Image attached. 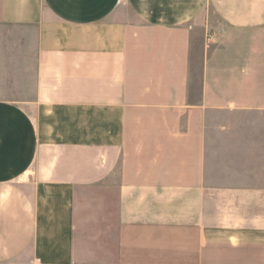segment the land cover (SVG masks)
Wrapping results in <instances>:
<instances>
[{
	"label": "crops",
	"instance_id": "0c3cea01",
	"mask_svg": "<svg viewBox=\"0 0 264 264\" xmlns=\"http://www.w3.org/2000/svg\"><path fill=\"white\" fill-rule=\"evenodd\" d=\"M134 18L181 70L156 100L129 82ZM221 23L264 28V0H0V264H78L79 194L117 184L130 149L115 264H264V88L213 84ZM242 51L221 69L264 63Z\"/></svg>",
	"mask_w": 264,
	"mask_h": 264
},
{
	"label": "rangeland",
	"instance_id": "374dc122",
	"mask_svg": "<svg viewBox=\"0 0 264 264\" xmlns=\"http://www.w3.org/2000/svg\"><path fill=\"white\" fill-rule=\"evenodd\" d=\"M134 19L136 28L132 33L134 37L133 50L135 52L133 51L132 56L136 60L133 62L129 82L137 91L150 89L153 93L148 95L152 96L149 100H156V95L158 97L160 95L155 94V92L157 90L161 91L163 88L166 91L167 86H171L173 83L179 81L177 76L181 73L180 68L175 71L171 69L172 64L170 60L169 62L168 60L165 62L163 60H155L156 54L162 53L164 50L166 52V48H168L166 39L168 37L171 38V33L151 25L142 24L138 19ZM217 26H223V28L211 29L206 37L208 49L212 54V66L218 69L213 71V84L228 82L263 89L264 63H249L251 70L245 78H242L235 74L234 71L221 69L222 65L227 67L229 65L234 66L236 62L234 61V57L231 56L226 59V62H220L219 53L242 54V49L247 47L248 53H260L264 59V50H262L264 49V28L253 32H243L227 28L222 23L217 24ZM239 64L241 67L242 63L240 62ZM194 73L198 75V71ZM174 75L176 77H173ZM251 97L260 103H264V93H255L250 95ZM132 153L131 149L125 153V158L129 163L127 165L128 170L124 173L122 167L124 163L121 162L119 172L117 173V180H119L117 184L105 189H83L79 194V209L82 210V213L79 214L81 220L80 226L83 224V231L81 230L80 233L87 235L80 236L78 264H115L114 230L118 214L117 190L124 176L132 178L136 174V168L133 164L137 162V159L132 157ZM89 212H94L95 214L91 220L88 218ZM84 218H88V222H82ZM93 219L96 222L93 223ZM92 227L97 228V230H92ZM8 264L33 263L28 259H21Z\"/></svg>",
	"mask_w": 264,
	"mask_h": 264
}]
</instances>
